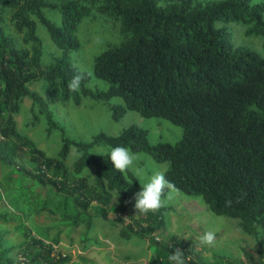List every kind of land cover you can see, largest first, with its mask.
Wrapping results in <instances>:
<instances>
[{"label":"trees","instance_id":"obj_1","mask_svg":"<svg viewBox=\"0 0 264 264\" xmlns=\"http://www.w3.org/2000/svg\"><path fill=\"white\" fill-rule=\"evenodd\" d=\"M79 1L100 4L98 12L113 17L121 31L130 36L127 44L107 48L93 59L91 76L107 85L103 91L86 89L84 84L90 76L78 73L65 57L48 67L39 63L41 43L31 16L45 29L56 49L69 52L78 46L76 26L88 15ZM157 2L65 0L55 7L45 0H0V9H13V27L18 32L25 30L23 42L31 50L29 57L0 34V157H13L26 148L27 157L37 169L31 178L61 196L56 211L65 215L66 203H72V226L82 223L88 230L91 216L106 220L113 209L114 194L131 215L130 222L119 229L121 238L128 239L131 234L150 237L163 230V213L169 209L161 207L156 212L135 215L126 180L134 183L132 175L115 170L108 154L88 152L93 146L105 145L127 147L133 153L147 154L155 163H167L166 178L180 193L200 198L215 216L237 220L238 229L245 235L253 236L256 228L264 233V60L233 46L224 29L214 25L244 22L249 25L246 36H264V2L223 0L202 4L175 0L166 8H159ZM45 8L57 9L58 25L42 15ZM77 75L81 77L79 88L70 90L68 83ZM35 80L47 86L43 98L26 87ZM25 97L44 119L47 132L61 131L52 121L47 106L50 103L71 100L77 106L83 98H119L123 106L108 107L112 120L133 111L142 118L168 121L181 129L182 136L173 144L148 145L146 131L129 126L115 137L97 133L88 143L61 137L58 158L50 161L15 131L12 115L17 114L19 102ZM69 146L78 153L71 174L63 165ZM86 168L92 170L91 185L82 177L75 178ZM228 200L231 206L225 203ZM0 218L3 221V215ZM50 242L57 244L58 237ZM150 244L157 253L150 264H171L168 256L177 248L183 251L185 264H213L199 260L173 236L165 243L151 238ZM17 251L26 260L24 264H69L70 260L69 255L51 256V249L41 239H30ZM17 258L12 261L0 253V264H20ZM246 261L260 264L248 256Z\"/></svg>","mask_w":264,"mask_h":264},{"label":"rangeland","instance_id":"obj_2","mask_svg":"<svg viewBox=\"0 0 264 264\" xmlns=\"http://www.w3.org/2000/svg\"><path fill=\"white\" fill-rule=\"evenodd\" d=\"M195 3H212L223 0H193ZM46 3L60 6L65 0H45ZM264 0H250V4L261 3ZM175 0H158L159 8H166ZM88 10V15L81 18L76 26L75 37L78 42L76 49L63 52L56 49L50 42L45 29L31 16L35 24V35L41 43V67H48L56 60L65 57L78 72L90 76L84 87L90 91H103L107 85L91 76L93 59L107 48L119 47L128 43L130 36L122 32L119 22L109 15L98 12L100 4L79 1ZM0 34L9 38L19 50L31 56L30 45L23 42L25 30L16 31L11 16L13 9L1 8ZM42 15L53 25H58L60 15L57 9L45 8ZM264 21V11L262 13ZM215 27L223 28L229 36L230 43L248 51L254 52L264 60V36L245 32L249 25L244 22H216ZM29 91L44 97L47 87L41 80L26 84ZM123 106L119 98L108 101H93L88 98L80 100L75 106L71 100H57L48 104L52 113V121L57 129L46 131V124L27 97L19 102L18 112L12 115L15 131L41 151L44 158L57 160L61 148V137L74 141L88 143L97 133L115 137L129 126H136L146 131L148 145L157 143L173 144L177 142L182 131L179 127L160 118H142L133 111H125L116 121L111 119L109 106ZM112 148L105 145L93 146L88 150L93 155H110ZM134 166L141 167L150 176L155 169L165 171L167 163H155L147 154L136 153ZM26 148L17 151L13 157H0V253L12 261L20 255L18 247L30 239H41L50 243L58 237L59 251L67 253L69 264H150L154 259V247L150 239L165 243L171 236L175 237L181 246H187L199 260L213 264H247L246 256L264 264V233L255 229L253 236H248L238 229V221L223 216L211 214L200 198L188 197L180 192L174 199L166 201L163 207L169 211L163 213V230L153 233L150 237L131 234L128 239L120 236L119 229L130 222L128 209H123L119 200L113 195V209L106 220L91 216L90 228L85 229L82 223L72 226L70 215L72 203H66V214L56 211V205L61 202V196L49 186L37 184L31 176L37 172L36 165L27 157ZM78 157L73 146H69L63 165L71 174V166ZM15 169H18L13 173ZM134 183L129 179L128 193L134 196L137 190L147 182L146 179ZM125 176V173H123ZM50 178V174H45ZM84 178L88 185L92 184L91 168L84 169L75 178ZM21 189L20 196L17 192ZM11 191V195L6 193ZM167 195V193H166ZM122 207V209H121ZM115 218L122 221L116 222ZM213 231L216 240L211 247L199 243L198 237L206 231ZM161 255H164L162 253ZM260 255V257H258ZM83 257V263L81 262Z\"/></svg>","mask_w":264,"mask_h":264},{"label":"clouds","instance_id":"obj_3","mask_svg":"<svg viewBox=\"0 0 264 264\" xmlns=\"http://www.w3.org/2000/svg\"><path fill=\"white\" fill-rule=\"evenodd\" d=\"M79 75L74 76L68 83L70 90L76 91L79 88ZM109 158L114 169L120 173H127L131 170L132 174L137 178L146 179L147 182L141 186V190L136 192L132 197L134 200V210L136 214L146 215L149 212H156L165 205L166 201L174 199L175 194L179 192L175 184L166 178L164 171L159 169L153 170L152 174L148 176L145 170L141 167L134 166L137 157L129 148L117 146L111 149ZM167 193V195H165ZM131 202V201H129ZM231 206L232 201L225 202ZM199 243L203 246L211 247L216 240V234L209 230L198 237ZM171 264H185L184 253L179 248L168 256Z\"/></svg>","mask_w":264,"mask_h":264},{"label":"built area","instance_id":"obj_4","mask_svg":"<svg viewBox=\"0 0 264 264\" xmlns=\"http://www.w3.org/2000/svg\"><path fill=\"white\" fill-rule=\"evenodd\" d=\"M0 140H2V138H1V136H0ZM43 243H44V245H46V246H49V248L51 249V251H50V255L51 256H53V253L55 252V249L59 246L58 245V243L57 244H54V243H49V242H47L46 243V241H43ZM58 254H60V256H64V255H68L67 253H60L59 251L56 253V255H58ZM56 255H54V256H56ZM17 260L20 262V264H24V262H26V260L23 258V257H21V256H18V258H17Z\"/></svg>","mask_w":264,"mask_h":264}]
</instances>
